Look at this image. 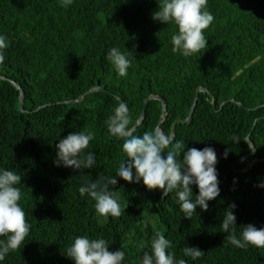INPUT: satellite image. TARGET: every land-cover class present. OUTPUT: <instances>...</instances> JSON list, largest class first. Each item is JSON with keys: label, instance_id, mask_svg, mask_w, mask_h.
I'll list each match as a JSON object with an SVG mask.
<instances>
[{"label": "trees", "instance_id": "obj_1", "mask_svg": "<svg viewBox=\"0 0 264 264\" xmlns=\"http://www.w3.org/2000/svg\"><path fill=\"white\" fill-rule=\"evenodd\" d=\"M159 4L74 0L63 8L58 0H0V34L9 43L0 64V76L7 78L0 79V168L22 176L19 203L31 225L24 245L3 264H74L67 249L84 235L106 239L109 251L124 250V264H140L157 233L187 264H264V248L233 246L221 225L224 212L235 204L238 236L240 226L264 227V188L258 187L264 183V161L240 172L264 158V0H208L215 19L204 30L207 48L187 58L172 51L177 27L153 20ZM112 47L133 52L126 78L106 59ZM10 81L24 91L25 112ZM198 86L213 94L216 107L208 93L200 92L191 121L176 125L173 141H185V151L215 149L219 197L208 202L207 211L198 206L189 220L175 193L165 197L142 181L117 177L112 191L124 201V214L100 220L94 201L78 189L83 176L115 175L125 158L123 141L111 137L105 123L120 103L117 97L129 108L130 128L145 110L134 131L143 135L156 128L161 115L159 100L147 105L144 100L161 96L166 117L160 127L170 135L173 122L188 116ZM93 87L104 90L90 91ZM73 131L95 132L86 151L95 153L96 164L83 172L54 165L56 144ZM243 157L235 171L232 164ZM184 246L204 254L193 261L183 255Z\"/></svg>", "mask_w": 264, "mask_h": 264}, {"label": "clouds", "instance_id": "obj_2", "mask_svg": "<svg viewBox=\"0 0 264 264\" xmlns=\"http://www.w3.org/2000/svg\"><path fill=\"white\" fill-rule=\"evenodd\" d=\"M63 8H69L74 0H58ZM208 0H160L158 9L152 14L155 21L163 24L172 23L177 31L172 35V51L183 57H191L207 48L208 40L204 30L208 29L215 17L207 10ZM9 47L7 36L0 34V64ZM132 51H121L118 47L108 50L106 59L121 78L128 76L132 65ZM131 121L129 108L120 102L106 120L107 130L111 137L123 141L124 159L118 166L115 175H101L97 179L82 177L78 191L81 197L94 201L96 212L102 217L119 218L124 214L121 205L112 191L118 183L117 177L128 183H140L147 190H163V196L175 193L176 203L184 218L191 220L196 209L208 210V202L220 195L218 180L217 153L213 147L185 151V141H173L170 135L154 129L143 135H136L129 127ZM136 123V122H135ZM161 128V127H160ZM95 139V132H71L59 139L56 144V167H71L83 172L96 164L95 153L86 151L90 142ZM234 139V142H238ZM182 156V158H181ZM227 153H225V158ZM135 170V171H133ZM22 176L16 171L0 168V264L6 256L24 245L31 229L26 221V214L20 205L22 199ZM196 186L198 194H193ZM264 188V183L258 185ZM193 197H195L193 199ZM235 204L224 212L222 232L228 234L230 244L237 248L249 246L264 248V227L257 228L252 224L240 226L242 232L237 235ZM147 247V245H145ZM172 243L163 234L157 233L150 241V251H144L140 264H187L185 259H176L174 252L169 251ZM204 252L199 247L184 246L183 255L193 261L202 257ZM67 257L74 264H124L126 252L122 249L109 251V241L103 238L78 236L67 249Z\"/></svg>", "mask_w": 264, "mask_h": 264}, {"label": "water", "instance_id": "obj_3", "mask_svg": "<svg viewBox=\"0 0 264 264\" xmlns=\"http://www.w3.org/2000/svg\"><path fill=\"white\" fill-rule=\"evenodd\" d=\"M0 79H7L6 77L4 76H0ZM11 84L17 89L19 90V110L22 111V112H25V110L23 109V99H24V91L22 90V88L20 87L19 84L15 83L14 81H10ZM104 90V88L102 87H93L90 89V91H102ZM200 92H205V93H208L211 97V102H212V105L213 107L215 108L216 107V101H215V98L213 96L212 93H210L208 91V89H206L205 87H202V86H198L197 89H196V92H195V95H194V98H193V102H192V105L190 107V111H189V114L186 118L184 119H177L173 122L172 126H171V131H170V137H174L175 135V129H176V125L179 124V123H185V122H189L191 121L192 119V115H193V112H194V109H195V106L197 104V101H198V98H199V93ZM118 100L120 102H123L122 99H120L119 97H117ZM151 99H156V100H159L161 102V115H160V118H159V121H158V124L156 126L155 129H159L161 130L160 126L162 124V122L164 121L165 117H166V104H165V101L164 99L159 96V95H154V94H151L149 95L148 97L145 98L144 100V103L145 105H147L148 101L151 100ZM70 102H75L76 100H69ZM230 101L232 102H236L234 99H231ZM225 102L221 103L220 104V108L223 107ZM239 105H242L241 103H238ZM145 117V110H143L139 116V118L137 119L136 123L131 127L132 131L134 132L136 130V128L142 123L143 119ZM247 141L248 143L250 144V147H251V152H250V155H254L255 153V149H254V146L249 142V139L250 137L248 136L247 138ZM243 158H240L238 159L237 161H235L233 164H232V168L236 171V164L237 163H240L243 159ZM261 161H264V158H255L253 159L243 170H240V172H245L247 171L249 168H251L255 163L257 162H261Z\"/></svg>", "mask_w": 264, "mask_h": 264}, {"label": "rangeland", "instance_id": "obj_4", "mask_svg": "<svg viewBox=\"0 0 264 264\" xmlns=\"http://www.w3.org/2000/svg\"><path fill=\"white\" fill-rule=\"evenodd\" d=\"M116 197H117V196H116ZM117 199H118V201L120 202V205H121V207H122V206L125 204L124 201H123L122 199H121V200H122V201H121L120 198H118V197H117ZM99 217H100V220H102V221H104V220L106 219V217H102V216H100V215H99Z\"/></svg>", "mask_w": 264, "mask_h": 264}]
</instances>
